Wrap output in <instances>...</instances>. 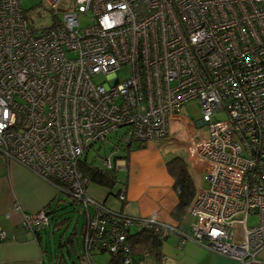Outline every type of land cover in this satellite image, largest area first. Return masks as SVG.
<instances>
[{"label":"built area","instance_id":"1","mask_svg":"<svg viewBox=\"0 0 264 264\" xmlns=\"http://www.w3.org/2000/svg\"><path fill=\"white\" fill-rule=\"evenodd\" d=\"M28 1L0 0V158L83 211L85 263L108 253L111 264H148L150 254L135 259L129 241L140 231L256 260L264 248V0H38L53 23L36 29ZM80 16L89 17L83 28ZM123 67L129 77L112 83ZM191 103L206 135L189 137L187 161L207 188L189 208V233L88 195L79 165L89 153L108 146L99 167L124 169L121 148L168 138ZM117 197L125 202L126 189ZM49 210L23 214L35 240L50 226Z\"/></svg>","mask_w":264,"mask_h":264},{"label":"crops","instance_id":"2","mask_svg":"<svg viewBox=\"0 0 264 264\" xmlns=\"http://www.w3.org/2000/svg\"><path fill=\"white\" fill-rule=\"evenodd\" d=\"M184 111L185 108L179 114L178 120L172 122L170 127L183 125L186 128L188 139L191 136L202 137L206 135V130L199 131L200 128H204L198 125L199 122L194 123V121L188 120L183 116ZM176 143V140L173 139L169 133L168 138L164 140L133 145L132 148H127L128 150L121 148L116 155V161L119 162V164L124 163L128 177L130 169L134 166L136 159H139L137 156H132L131 158L130 153H135L142 148H148L152 151L164 152V154L169 155L166 150H171L170 147L176 145ZM127 151L128 157L126 159L125 156ZM171 152L172 153H170L166 159V164L174 157H181L187 165L193 182V176L200 177L198 172L189 167L187 156L184 158L177 152ZM119 171H117L118 176L120 175ZM118 180L116 185L117 190L115 191L90 183L87 190L89 196L96 201L106 202L111 209L110 197H117L119 191L125 188L126 199L125 202L121 203L119 211L117 212L135 218L154 217L174 226L184 233L190 232V227L194 222V218L193 216H187L190 214L189 209L182 212L176 211L178 199L173 190V179L170 181L172 190H168V192L164 193L160 188V191L155 195V199L152 198L149 200L148 197L146 201H143L144 199L143 197L141 198V194H138V188L137 185H134L135 183L132 184L130 180L129 182L128 180L123 181L119 177ZM198 190L199 189H197L195 185V191L197 192ZM61 195V193H57L52 184L38 177L31 171L15 162H7L0 158V232H5L7 234V239L0 240V264L43 263L42 257L44 252L41 247V239L40 242H38L34 239L32 234L22 229L21 222L23 214L36 213L45 207H49L50 210L54 208L58 210V203L61 201ZM83 219L84 222L79 230L80 236H82L85 227V215ZM51 228L53 232H59L54 223H50L46 231H49ZM73 232L75 240L77 237L75 228ZM69 247L70 246H66V249L69 250ZM132 250L135 259H138L141 253H144L140 251V245H134ZM95 255L98 254H94L93 258ZM160 256L166 258L164 264H264V248L257 255L256 260L240 263L228 257L211 253L197 243L181 238V236L175 233L161 242L159 258ZM159 258L150 254L148 264H160ZM109 261L110 259L106 264H108Z\"/></svg>","mask_w":264,"mask_h":264},{"label":"rangeland","instance_id":"3","mask_svg":"<svg viewBox=\"0 0 264 264\" xmlns=\"http://www.w3.org/2000/svg\"><path fill=\"white\" fill-rule=\"evenodd\" d=\"M70 2L73 0H69ZM38 0H30L23 4V8L26 10V15L29 24L32 28H46L50 27L53 23L52 17L49 15L44 7L38 5ZM59 18H62V13H59ZM89 22L88 16H80L79 23L83 28ZM130 69L128 67H123L115 74V80L112 83L123 82L125 79L129 77ZM99 80H102L101 78ZM183 116L188 119L194 121L196 123L200 118V110L199 107L195 103L189 104L183 113ZM223 118V117H221ZM205 131V128H200L199 131ZM122 135V132L117 133V136ZM170 135L173 139L176 140V145L171 146V150H166L169 155L173 151L177 152L184 158H186V147L188 144V137L186 128L183 125H175L174 127H170ZM114 137V136H113ZM112 137V141H114ZM152 143V142H151ZM138 145V143L133 144ZM110 148L105 146L101 148L97 153H89L87 156L88 160H100L101 158H105L109 155ZM165 151V150H164ZM141 152V153H139ZM132 156H137L139 159H136L134 166L130 169L129 175L127 177L126 168H121L119 171L120 175L118 176L121 180H130L132 184L137 185L138 194H141V198L143 197V201H146L149 197L150 199L156 198V193H158L160 188L163 192H168L171 189L170 181L172 180L170 174L166 168V159L168 158V154H164V152L152 151L148 148H142L135 153H130ZM164 155V156H163ZM194 183L197 189H205L207 188V184L203 181V179L198 176H193ZM117 190V186L113 188V191ZM89 195V194H88ZM61 201L58 203L59 207V215L63 214V219L67 220V225L63 227L59 232H53L51 228L49 231H42L41 236V247L44 255L42 257V264H85V259L81 257L80 251V240L81 236L79 233L80 227L84 222L83 216L84 213L79 208L70 206V199L67 195L62 194L60 196ZM92 198V197H91ZM142 201V202H143ZM111 209L114 211H119L121 201L118 197H110ZM191 216L190 214L187 215ZM192 217V216H191ZM257 217H251L249 219V224H256ZM77 231V237L74 242V246L69 247V250L66 248L59 249V240L63 235V240L66 239L67 236L74 230ZM69 253H68V252ZM96 264H106L110 259V255L108 253L95 255L93 258Z\"/></svg>","mask_w":264,"mask_h":264},{"label":"trees","instance_id":"4","mask_svg":"<svg viewBox=\"0 0 264 264\" xmlns=\"http://www.w3.org/2000/svg\"><path fill=\"white\" fill-rule=\"evenodd\" d=\"M128 150V149H127ZM126 159L128 157V151L126 152ZM166 168L168 173L173 179V190L177 196L178 204L176 211H186L190 208L192 201L195 197V185L189 174L186 163L181 157H174L170 159ZM80 172L89 179L90 183L99 185L101 187L112 190L118 183L117 171L112 169H101L99 162L95 159L88 160L85 158L79 165ZM58 193V192H57ZM60 194V193H59ZM70 206H74V203L70 200ZM59 208L49 210L50 223H54L57 230H61L67 225V220L63 219V214L59 215ZM52 215V217H51ZM85 226V225H84ZM41 234L36 235V240L40 242ZM129 241L131 246L140 245L142 252H147L153 256L159 258L161 240L153 233L148 231L137 232L136 235L130 236ZM74 232L72 231L66 239L63 240V235L60 237L58 242L59 249L66 248V246H74ZM80 246L82 248V236L80 240ZM68 252V251H67ZM69 253V252H68ZM81 255V254H80ZM82 257V255H81ZM110 259L108 264H111Z\"/></svg>","mask_w":264,"mask_h":264}]
</instances>
